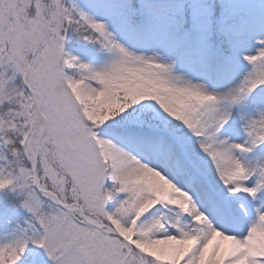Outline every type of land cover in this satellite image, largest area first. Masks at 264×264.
<instances>
[{
	"label": "snow or ice",
	"instance_id": "snow-or-ice-1",
	"mask_svg": "<svg viewBox=\"0 0 264 264\" xmlns=\"http://www.w3.org/2000/svg\"><path fill=\"white\" fill-rule=\"evenodd\" d=\"M0 264H264V0H0Z\"/></svg>",
	"mask_w": 264,
	"mask_h": 264
}]
</instances>
